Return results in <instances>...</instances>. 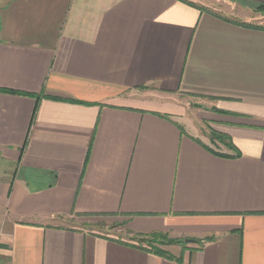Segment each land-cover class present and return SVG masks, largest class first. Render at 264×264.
Here are the masks:
<instances>
[{
    "label": "crops",
    "instance_id": "crops-1",
    "mask_svg": "<svg viewBox=\"0 0 264 264\" xmlns=\"http://www.w3.org/2000/svg\"><path fill=\"white\" fill-rule=\"evenodd\" d=\"M215 5L0 0V264H264V30Z\"/></svg>",
    "mask_w": 264,
    "mask_h": 264
},
{
    "label": "rangeland",
    "instance_id": "rangeland-1",
    "mask_svg": "<svg viewBox=\"0 0 264 264\" xmlns=\"http://www.w3.org/2000/svg\"><path fill=\"white\" fill-rule=\"evenodd\" d=\"M198 4L202 3V0H195ZM206 1V0H204ZM210 1V0H209ZM216 5L213 7L215 10L221 12L224 16L229 17L241 24L253 25L258 27H264V11L258 10V5L249 0H225V5L218 3V0H214ZM182 99L186 100V97ZM195 102V101H193ZM198 104V103H197ZM190 112L197 113L196 109L193 107V103H190ZM211 136V135H210ZM213 138V137H212ZM218 139V137H216ZM214 146L217 143H221L213 138ZM0 170L13 172L15 170L14 165L8 163L0 162ZM76 225L82 227L92 233H96L100 236H105L112 238L117 241H126L129 243H137L140 238L136 237V233L130 230L129 220L123 217H100V218H89L83 220L82 222H76ZM174 239V238H171ZM177 240V238H175ZM179 240V239H178ZM185 242V239H181ZM197 244H184L188 249L192 250L193 247L202 246L206 239H197ZM184 247L179 244H173L164 247V250L170 253L174 258L175 255H179V249Z\"/></svg>",
    "mask_w": 264,
    "mask_h": 264
},
{
    "label": "trees",
    "instance_id": "trees-1",
    "mask_svg": "<svg viewBox=\"0 0 264 264\" xmlns=\"http://www.w3.org/2000/svg\"><path fill=\"white\" fill-rule=\"evenodd\" d=\"M257 5H258L259 11H264V4H257ZM242 25L250 27V28H256V29L264 30V27H258V26L247 25V24H242ZM37 100H39V98ZM37 111H38V103L35 106L32 121L34 120ZM214 111H216V110H214ZM211 137H213L215 140H218L219 142L224 144L229 150L236 152V156L239 157L241 155L240 152H238V150L234 147L232 140L228 136L212 131ZM216 137H218V139ZM213 138H212V140H213ZM220 156L230 158L227 155L220 154ZM136 237L140 238L138 240V242L135 244L130 243V244H128V246L140 249V250L145 251V252H149L151 254H154V255L162 257V258H167V259H173L174 258L170 253H168L167 251L164 250V247H166V246H170V245H173L175 243V244L182 245L184 248H187V246H184V244L186 242H184L182 240L171 239L168 234H164V233H152V234H138L137 233Z\"/></svg>",
    "mask_w": 264,
    "mask_h": 264
},
{
    "label": "water",
    "instance_id": "water-1",
    "mask_svg": "<svg viewBox=\"0 0 264 264\" xmlns=\"http://www.w3.org/2000/svg\"><path fill=\"white\" fill-rule=\"evenodd\" d=\"M194 107L202 108V105L201 104H194ZM185 242H186V244H194L195 243L194 240H189V239L185 240Z\"/></svg>",
    "mask_w": 264,
    "mask_h": 264
}]
</instances>
